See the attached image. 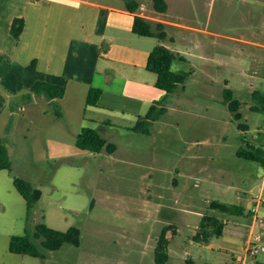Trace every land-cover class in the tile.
<instances>
[{"label": "rangeland", "instance_id": "374dc122", "mask_svg": "<svg viewBox=\"0 0 264 264\" xmlns=\"http://www.w3.org/2000/svg\"><path fill=\"white\" fill-rule=\"evenodd\" d=\"M90 1L123 6L126 0ZM137 1L144 5L139 14L157 16L152 0ZM164 1V13L186 26L170 30L178 56L171 70L186 77L173 93L157 98L165 113L149 134L128 129L137 121L132 115L86 106L85 94L49 102H28L16 94L14 103L0 109V143L10 160V169L0 171V264H156L158 239L166 228L165 264H242L243 243L231 233L241 231L235 224L252 223L246 213L264 166L239 158L237 151L264 147V115L251 111V93H264V49L226 36L264 42L263 17L251 30L238 17L241 1ZM259 1L257 11L263 13ZM106 17V11L81 5L76 35L93 39ZM86 43L82 53L90 69L97 45L103 50L107 45ZM99 80L96 76L94 84L102 86ZM108 87L121 91L118 80ZM225 89L241 103L240 121L228 108ZM149 107L147 102L141 116ZM85 127L104 139L99 153L76 147ZM108 144L114 152L107 151ZM15 178L40 193L30 210L14 187ZM212 202L243 207L245 213H222L211 209ZM203 215L223 220L225 233L196 241ZM40 225L62 232L75 227L79 242L51 251L40 237L33 238L38 257L9 251L12 236L34 234Z\"/></svg>", "mask_w": 264, "mask_h": 264}, {"label": "crops", "instance_id": "0c3cea01", "mask_svg": "<svg viewBox=\"0 0 264 264\" xmlns=\"http://www.w3.org/2000/svg\"><path fill=\"white\" fill-rule=\"evenodd\" d=\"M127 1L129 0H126L123 6H117L90 0H0V109H5L7 101L14 103L16 94L28 102L33 98L47 101L44 96L30 91L33 84L37 81L62 84L64 81L65 94L60 100L70 97L69 99L73 101L74 96L78 94L81 96L85 94L86 99L91 87L98 88L101 93L97 107L94 108L129 114L138 120L147 102H150L151 106L153 102H157L162 92L155 88L156 75L146 69L150 51L161 44L177 53L171 46L174 37L170 30L184 29L186 26L172 20L167 13H156L157 16L152 19L164 24L165 39L159 43L152 40L154 37L137 36L131 31L135 14L127 10ZM238 1L244 5V10L238 17L242 16L246 20L248 29L255 30L257 18L260 16L263 17L264 23V0H261L263 13L257 11L259 0ZM139 4V8L144 6L141 2ZM81 5L93 7L98 12H107L106 20L101 25L103 29L97 28L93 33V39L82 40L76 35L81 27ZM14 18L23 20L18 40L10 34ZM82 24L84 28V23ZM226 38L240 43L249 42L264 49V42L247 41L235 36ZM86 41L89 45L98 43L101 48L103 44L107 45L106 50L99 49L97 45L90 69L82 53ZM96 76L100 78L98 82L102 86L94 84ZM116 80L119 81L121 88L118 93L108 87ZM263 177L264 174L262 180ZM254 195H250V205ZM249 210L246 214L251 217ZM244 213L245 211L242 215ZM261 215L264 218V208ZM250 223L244 226L245 228L235 224L241 231L231 233L233 237L240 238L244 250L255 230L252 226L253 221ZM259 230L264 238V224ZM225 231L224 225L222 234ZM255 264H264V253L257 257Z\"/></svg>", "mask_w": 264, "mask_h": 264}, {"label": "trees", "instance_id": "16d2710c", "mask_svg": "<svg viewBox=\"0 0 264 264\" xmlns=\"http://www.w3.org/2000/svg\"><path fill=\"white\" fill-rule=\"evenodd\" d=\"M139 6L140 4L137 0H129L126 3L127 10L135 14L131 27L132 33L140 37H154L158 41H163L166 37L164 24L139 14ZM152 8L155 13H164L167 9V5L164 0H152ZM22 28V18H14L11 23L10 34L18 40ZM177 57L176 53L161 44L156 45L147 57L146 69L156 75L155 88L167 94L173 93L175 89L185 81L186 75L184 73L171 70L172 63ZM30 91L34 94L42 95L48 100L62 99L65 94V82L63 81L62 84H55L37 81L33 84ZM100 93V89L91 87L85 99L86 106L97 107ZM223 97L228 103V108L234 119L240 121L242 119L240 113L241 103L233 98L232 92L229 89L223 91ZM251 100V111L264 115V93L253 91L251 93ZM164 113V107H162L159 102H153L147 112L138 118L135 125L128 129L139 134H149L153 123L159 120ZM239 128L245 130L247 126L239 123ZM105 144L98 130L87 127L80 130L75 141V145L78 149L90 153H99ZM247 148L248 149H238L237 156L247 161L259 162L264 166V147L260 145H248ZM106 149L109 153H112L115 151V146L113 144H108ZM9 169L10 160L7 149L0 143V171ZM13 184L17 192L25 200L27 209L30 210L39 200V191L34 189L28 181L23 179L15 178ZM210 207L211 209H218L220 212L230 215H242L243 213V208L236 205L212 202ZM224 225L225 223L223 220H219L213 216L203 215L200 229L196 233L195 240L208 242L213 235L221 236ZM167 231L168 228L164 229L158 239L154 255L156 264H165L167 262ZM40 237H42V247L53 251L57 250L63 243L77 245L79 242V230L75 227H71L66 232H62L48 228L45 225H40L37 227L34 234L25 232L24 235L12 236L9 242V251L18 255L38 257L40 253L33 242V238L38 239ZM188 264L194 263L188 261Z\"/></svg>", "mask_w": 264, "mask_h": 264}, {"label": "built area", "instance_id": "2783aa9c", "mask_svg": "<svg viewBox=\"0 0 264 264\" xmlns=\"http://www.w3.org/2000/svg\"><path fill=\"white\" fill-rule=\"evenodd\" d=\"M141 10H144L143 6H141ZM263 208H264V177L261 186L258 189V192L253 197V204L249 210V214L252 217V221H253L252 226L255 230L251 234V237L249 238L246 244L242 259V264H255L257 257L261 253H264V238L262 232L259 230V228H261L264 224V218L261 215V211Z\"/></svg>", "mask_w": 264, "mask_h": 264}]
</instances>
